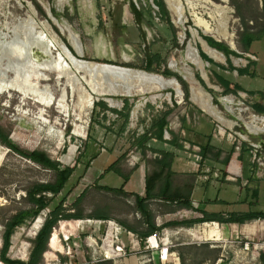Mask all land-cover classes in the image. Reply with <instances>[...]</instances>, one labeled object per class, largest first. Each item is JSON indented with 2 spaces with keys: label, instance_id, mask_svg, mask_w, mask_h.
<instances>
[{
  "label": "rangeland",
  "instance_id": "obj_1",
  "mask_svg": "<svg viewBox=\"0 0 264 264\" xmlns=\"http://www.w3.org/2000/svg\"><path fill=\"white\" fill-rule=\"evenodd\" d=\"M211 1L215 6L200 2H194V8L186 6L184 23L179 25L164 0H0V30L7 28L11 37L18 40L23 37L17 26L32 10L36 23L48 38L62 43L75 57L77 53L68 35L60 31L57 23L78 35L83 51L77 58L142 72H146L143 69L151 61L153 72L146 73L168 80L173 78L163 74L168 70L188 90L186 98L177 81L180 97L171 88L126 97L92 95L90 107L86 104L90 94L88 80L80 74L68 83L50 73V81L42 87L54 96L55 102L47 107L36 104L34 97L24 99L14 91L0 90V127L8 140L22 151L44 153L57 164V171L72 170L59 194H44L48 208L16 229L8 259L27 263L32 242L46 217L61 207L66 214H80L83 220L77 223L71 220L74 223L68 227L70 220L57 223L52 232L58 231L62 253L52 252L49 261H45L47 247L41 264H264L242 250L244 243L252 239L245 233V227L253 226L255 221L243 225L166 226L203 216L192 208H182L180 202L157 199L147 203L155 226L160 228L151 245L126 228L147 230L135 203L136 195L144 197L146 177L170 168L167 175L175 191H182L184 184L204 177L205 162L199 154L207 139L211 147L223 152L222 159L236 152L251 166L245 186L249 188L244 194L257 190L259 207L255 209L264 212V132L252 134L247 128L253 116L264 117L251 108L256 102L264 106V37L247 44L250 35L264 30V0ZM224 7L229 10L225 15L218 11ZM197 19L205 21L211 29L224 24L232 36V45L205 34L202 28H197ZM193 33L201 40L211 39L227 47L237 57H225L223 64L211 59ZM190 48L195 50L203 69L188 60ZM35 56L43 58L40 53ZM245 69L249 75L239 76L236 70ZM219 77L229 83L233 93L225 91ZM188 79L196 81L203 93L208 94L211 104L232 128L206 114L192 100ZM126 85L132 88L130 83ZM228 98L233 101L230 106L223 102ZM106 99L117 100L121 106L112 108ZM166 113L160 142L156 140L159 130L155 124ZM165 143L175 145L191 167L186 170L159 167ZM214 153L213 150L210 155ZM57 171L24 159L0 142V249L2 221L17 210L31 208L25 201L26 190L36 184H54ZM99 213L108 220L91 218ZM61 223L66 226L62 232ZM216 227L222 232L221 238L219 233L214 235ZM128 233L134 235L133 240ZM155 241L159 245L157 250ZM120 248L123 253H119Z\"/></svg>",
  "mask_w": 264,
  "mask_h": 264
},
{
  "label": "bare ground",
  "instance_id": "obj_2",
  "mask_svg": "<svg viewBox=\"0 0 264 264\" xmlns=\"http://www.w3.org/2000/svg\"><path fill=\"white\" fill-rule=\"evenodd\" d=\"M164 1L172 18L179 25H183L184 23L183 19L185 17L186 6H192L194 8V2H200L202 5L215 6L211 0ZM225 2L226 1L223 0V3ZM218 11L224 13V15L229 13V10L225 7L219 9ZM48 16L55 24L56 21L52 15L50 14ZM34 18V13L30 10L29 17L18 23L17 32L22 33L23 35V37L19 40L18 38L11 37L10 32H6L7 28L0 30L1 91H14L20 94L24 99H27V97H34L36 104H39V106H50V104L55 102V98L48 92L47 89L42 87V84L50 81V73H52L57 76V80H66L68 83H71V81L74 80V75H84L86 80H88L87 84H85L90 91L86 102L87 107L92 105V101L94 100L92 95L97 97H109L112 95L126 97L134 94L143 95L171 88L178 94L179 97L182 96L178 88V83H176L174 78L167 80L155 74L110 64L87 62L75 57L62 43L56 39L48 38V35L45 34L42 26L36 23ZM196 22L197 28H202L205 34L212 35L216 40L220 38L225 41H230L229 43L232 45V36L227 33L226 26L224 24L219 23L215 28L211 29L209 25L201 19H197ZM57 26H59L58 28L61 32L68 35L75 52L81 56L83 50L81 43L78 40V35L76 36L72 30L69 29V27L62 23H57ZM193 35L208 57L219 63H225V57L222 53L209 47L208 44L204 40H201L196 33H193ZM35 53L42 54L43 58H38L35 56ZM189 59L192 62H195V64L200 67L199 69H203V64L197 59L195 56V50L192 48H190L188 52V60ZM235 63H238V61ZM188 80L191 85L192 100L198 104L206 114L215 118L220 123H223L226 127L232 128L233 125L226 122L211 104L208 94L205 92L203 93V91L198 87L196 81L193 79ZM127 83H130L132 88H130V86L128 87V85H126ZM106 102L112 108H118L121 106V103L117 100L106 99ZM223 102L226 106H230L233 101L228 98L223 100ZM247 128L252 134L264 132V117L259 118L253 116L251 118V122L247 124ZM75 134H77V131H75ZM73 221L67 222V227L73 225ZM39 222L40 220H38V223ZM75 223H77V221ZM62 225L63 227L60 229V232L65 231L66 226L64 223ZM207 225L209 224H205V226ZM35 228L38 227L36 226ZM214 235L218 236L219 234L216 231L214 232ZM48 248L49 252L44 255L45 261H49V257L51 255L50 253L52 252L62 253L63 248L59 242L57 230H54L52 233ZM154 249H159L157 241H155ZM0 264L2 263L0 262Z\"/></svg>",
  "mask_w": 264,
  "mask_h": 264
},
{
  "label": "trees",
  "instance_id": "obj_3",
  "mask_svg": "<svg viewBox=\"0 0 264 264\" xmlns=\"http://www.w3.org/2000/svg\"><path fill=\"white\" fill-rule=\"evenodd\" d=\"M264 37V30L259 33L258 35H250L247 38V44L251 45L253 42L260 41ZM204 41L208 44L209 47L212 49H215L216 51L222 53L226 58H229L230 56L237 57V55L230 51L227 47L218 44L214 42L211 39H204ZM111 65V64H110ZM131 68V67H128ZM230 68L232 66L230 65ZM146 72H153L152 69V62L147 61L146 67L143 69ZM239 76H248L249 72L248 69L245 70H236ZM165 76H171L174 79H176L181 85L183 86L185 96L188 97V90L186 85L181 81L179 77L176 75L170 73L168 70L164 71L163 73ZM220 81V85L225 89L227 93H233V91H230L229 83L226 82L223 78H218ZM234 88L241 91V88L238 85H235ZM262 98L264 99V94L262 95ZM251 108L258 114H264V106L260 103H254ZM167 116V113L162 116L161 119H159L155 126L159 130V135L156 137V140L163 142L162 132L165 127V118ZM207 144L200 149L199 156L201 159L204 160H212L215 163L221 164L223 166H227L231 160L232 155L228 154L222 159L223 152L221 150H216L213 147H211L209 143V139H207ZM0 142L8 147L13 152L17 153L24 159L31 161L35 164L40 165L41 167L49 170H58L57 164L53 163L47 155L44 153L39 152H27L20 150L17 146L12 144L8 140L7 134L2 130L0 127ZM175 146V145H173ZM180 148V147H179ZM215 151L214 155H210L212 151ZM235 154V152H234ZM162 160L159 165L161 167H168L169 163H166L165 160H172L173 156L168 153H161ZM234 158V157H233ZM233 162V160H232ZM159 166V167H160ZM58 172V178L54 184H36L29 190H26V197L25 201L32 205L31 208L27 210H17L13 214H10L7 218H5L4 221H2V227L3 232L1 236V249H0V262L2 264H41L42 257L44 253L47 251L48 247V241L51 238L53 229L57 226V223L60 221H66V220H74V221H80L83 220V217L80 214L72 215V214H66L61 207H58L54 209V211L50 212L48 216L46 217L43 225L40 227L35 240L32 242V249L29 254V260L27 263L19 262V261H12L7 258L8 250L11 246V238L14 235L16 229H18L21 226H24L29 219H35L39 216L41 212L46 210L49 206L48 201L44 198V194H51L53 196L59 194L67 184L71 174V169H65ZM171 172L170 168H167V171L160 170L156 173H153V175L148 176L145 178V191H144V197H140L138 195L135 196V203L137 206L138 212L143 217V223L146 225L147 230L145 232H138L136 229L126 227L130 232L138 235L141 240L148 239L156 234V232L160 231L159 227H156L153 221V217L151 215V212L148 208L147 203L151 200H173L174 202L177 201L182 208L190 209V196H191V190L192 185L185 184L182 187V191H175L172 189V183L168 177V173ZM124 179H127V177H124ZM160 184V187L158 186ZM156 190H158L156 194ZM194 210V209H193ZM196 211V210H195ZM202 218L194 221H186L181 223H170L166 226H180V227H192L195 224L198 223H211V222H217L220 224H236V225H243L245 223L256 221L259 219L264 220V212H249L246 214H232L229 217H211L204 212L201 213ZM94 220L97 221H107V216L104 214H95L91 217Z\"/></svg>",
  "mask_w": 264,
  "mask_h": 264
},
{
  "label": "crops",
  "instance_id": "obj_4",
  "mask_svg": "<svg viewBox=\"0 0 264 264\" xmlns=\"http://www.w3.org/2000/svg\"><path fill=\"white\" fill-rule=\"evenodd\" d=\"M163 145L166 148L162 149V152L173 156L172 161L169 162L168 160V167H174V169L179 167L185 170L187 167H191L190 162L185 161L181 156L182 153L177 151L171 144L168 145L165 143ZM184 155L187 154L184 153ZM160 162L161 160L159 163ZM204 162V177H198L196 182L188 183L192 185L190 196V205L192 209L196 210L198 213L204 212L211 217H229L232 214L260 212L255 209V207H259L257 190L248 191L244 194V191L249 188H245V186L248 184V172L252 169L241 154L236 152L235 154L233 153L227 166L215 163L212 160H204ZM174 172L178 174V172ZM178 176L181 178L180 175ZM251 197H253V199H251ZM216 223L217 222H211L208 224L216 225ZM216 229L221 238L222 232L219 228L216 227ZM246 229H248V227Z\"/></svg>",
  "mask_w": 264,
  "mask_h": 264
},
{
  "label": "built area",
  "instance_id": "obj_5",
  "mask_svg": "<svg viewBox=\"0 0 264 264\" xmlns=\"http://www.w3.org/2000/svg\"><path fill=\"white\" fill-rule=\"evenodd\" d=\"M216 226H218V224H216ZM246 228L247 226L245 227V233L247 234V236H251L252 239H250L251 241L244 243L242 250L245 252H250L253 256L256 257L259 262H262V260L264 261V220H257L254 222L253 226H251L250 228L248 227V229ZM128 235L131 240L134 239L133 234L128 233ZM258 235L260 236L259 238H257ZM154 238L155 236L148 238L146 240V243L151 245V240ZM64 241H69V239H66ZM119 253H123V249L120 248Z\"/></svg>",
  "mask_w": 264,
  "mask_h": 264
},
{
  "label": "water",
  "instance_id": "obj_6",
  "mask_svg": "<svg viewBox=\"0 0 264 264\" xmlns=\"http://www.w3.org/2000/svg\"><path fill=\"white\" fill-rule=\"evenodd\" d=\"M75 54H76V53H75ZM76 56L79 57V58L81 57V56H79L78 54H76ZM224 57H225V56H224ZM175 81H176V83H177V80H176V79H175ZM49 244H50V239H49V242H48V247H49Z\"/></svg>",
  "mask_w": 264,
  "mask_h": 264
}]
</instances>
